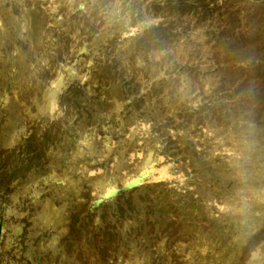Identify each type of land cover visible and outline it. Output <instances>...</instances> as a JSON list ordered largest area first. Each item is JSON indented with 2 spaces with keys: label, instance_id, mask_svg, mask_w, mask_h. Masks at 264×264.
Returning <instances> with one entry per match:
<instances>
[{
  "label": "rangeland",
  "instance_id": "obj_1",
  "mask_svg": "<svg viewBox=\"0 0 264 264\" xmlns=\"http://www.w3.org/2000/svg\"><path fill=\"white\" fill-rule=\"evenodd\" d=\"M0 264H264V0H0Z\"/></svg>",
  "mask_w": 264,
  "mask_h": 264
}]
</instances>
